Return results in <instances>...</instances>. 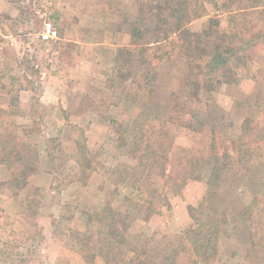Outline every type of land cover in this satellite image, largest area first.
<instances>
[{"label":"rangeland","instance_id":"374dc122","mask_svg":"<svg viewBox=\"0 0 264 264\" xmlns=\"http://www.w3.org/2000/svg\"><path fill=\"white\" fill-rule=\"evenodd\" d=\"M145 1L150 0H0V156L12 148L33 168L25 185L14 189L12 173L0 164V264H87L83 245L95 231L88 216L112 201L135 217L129 239L150 248L156 264H188L181 244L192 225L188 207L202 202L206 183L189 181L182 195L170 198V208L148 219L146 203L154 191H164L165 181L148 177L130 155L149 113L163 116L171 97L186 96L183 64L161 45L163 59L148 80L134 60L123 67L126 92L110 87L119 83L113 57L131 43V24ZM233 1L216 0L219 10L208 6V15L187 28L202 32L217 18L222 30L234 32L242 18L232 19L239 8ZM255 18L261 22L264 15L250 19ZM156 37L155 27L146 26L144 42ZM260 49L242 70L239 85H225L215 101L201 95L193 112L207 128L204 135L168 127L172 173L213 137L232 147L244 132L256 148L249 170L224 193L231 219L221 254L211 264H264V247L253 246L252 239H259L264 206V46ZM63 108L71 122L65 129ZM105 113L117 121L97 120ZM78 142L89 150L85 168L78 165ZM92 264L105 263L96 257Z\"/></svg>","mask_w":264,"mask_h":264},{"label":"trees","instance_id":"16d2710c","mask_svg":"<svg viewBox=\"0 0 264 264\" xmlns=\"http://www.w3.org/2000/svg\"><path fill=\"white\" fill-rule=\"evenodd\" d=\"M232 4L239 5L238 12L233 14L236 18L232 19L237 22L238 18H242L237 30H222L219 19L210 18L208 28L192 32L188 25L206 17L208 6L219 10L216 0L141 2L139 19L131 24V43L119 47L113 57L114 64L119 66L115 71V76L119 78L116 88L125 92L128 73H124V65L137 60L148 80L163 59L159 54L161 45L169 47L166 53L183 64L181 83L187 91L186 96L171 97L163 116L149 113L130 155L137 159L139 167L146 171L148 177L156 175L165 181L164 191H154L146 203L148 219L160 214L161 208H170V198L182 195L189 181L206 183L207 191L202 202L188 207L192 225L184 231L181 243L188 264H211L220 256L221 241L227 235V224L231 219L224 193L230 191L241 174L249 170L248 164L256 152L244 132L232 143V147L225 140L213 137L206 142L201 154L186 158L174 173L168 169L171 150L168 127L174 125L204 135L207 128L193 112L195 105L202 102L201 95L204 94L207 101H215V96L225 85H239L242 70L257 60V52L261 50L260 46H264V18L261 22L257 18L250 19L264 15V0H234ZM150 25L155 27L157 40L144 42L145 28ZM161 33L165 37L160 39L158 35ZM170 39V45L166 44ZM77 150L80 157L78 165L82 168L89 166V150L85 143L78 142ZM0 164L12 173L9 185L14 189L22 188L33 170L20 161L12 148L0 156ZM244 214L239 213L238 216ZM259 218L256 228L259 239L254 240L252 235L253 246L264 247V206ZM88 219L95 231L89 243L83 245L87 264L94 263L96 257H102L105 264H156L151 259L150 248H140L129 239L135 217L114 208L113 201L104 202Z\"/></svg>","mask_w":264,"mask_h":264},{"label":"crops","instance_id":"0c3cea01","mask_svg":"<svg viewBox=\"0 0 264 264\" xmlns=\"http://www.w3.org/2000/svg\"><path fill=\"white\" fill-rule=\"evenodd\" d=\"M110 87L111 88H114V89H116V86H114V85H110ZM109 87V88H110ZM64 109V111L66 112V115H64V111L63 112H61V114H62V117H63V124L61 125V129H62V127H64L63 129H65L67 126H68V124L67 123H71V122H67V120H68V116H69V114H68V112L65 110V108H63ZM111 109V108H110ZM65 116V117H64ZM101 117H102V119H104V120H106V119H110V121L109 122H111V121H115L116 119H115V116H109V114H104L103 116H100V117H97V120L100 118L101 119ZM94 120H96L95 118H93L92 119V121H94ZM117 121V120H116ZM92 123V122H91ZM91 126V125H90ZM79 161V160H78ZM191 182V184L192 183H195V182H200V181H190ZM189 182V183H190ZM188 183V184H189ZM175 197H178V196H175ZM170 203H171V199H170Z\"/></svg>","mask_w":264,"mask_h":264}]
</instances>
